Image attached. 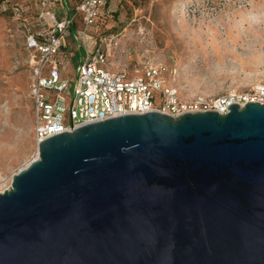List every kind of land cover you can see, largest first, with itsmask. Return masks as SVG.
Returning <instances> with one entry per match:
<instances>
[{"label":"water","instance_id":"95a60500","mask_svg":"<svg viewBox=\"0 0 264 264\" xmlns=\"http://www.w3.org/2000/svg\"><path fill=\"white\" fill-rule=\"evenodd\" d=\"M55 134L0 192V264H264V104Z\"/></svg>","mask_w":264,"mask_h":264},{"label":"rangeland","instance_id":"374dc122","mask_svg":"<svg viewBox=\"0 0 264 264\" xmlns=\"http://www.w3.org/2000/svg\"><path fill=\"white\" fill-rule=\"evenodd\" d=\"M78 1L67 0V11L54 2L52 11L70 17ZM104 1L92 26L78 16L66 30V77L82 48L105 52L113 70L162 65L182 98L264 83V0ZM39 12V0H0V189L37 153L26 39L40 32Z\"/></svg>","mask_w":264,"mask_h":264},{"label":"built area","instance_id":"2783aa9c","mask_svg":"<svg viewBox=\"0 0 264 264\" xmlns=\"http://www.w3.org/2000/svg\"><path fill=\"white\" fill-rule=\"evenodd\" d=\"M59 2L67 11V0H39L37 25L40 32L26 39L29 51V96L33 100V137L36 145L55 134L70 132L85 124L126 114L158 112L171 117L184 113L229 112L228 107L249 102L264 104V83L244 91H231L208 98H182L166 80V69L159 64L113 70L106 53L84 50L73 73H63L66 30L80 16L85 27L92 26L104 0H79L70 17L52 11ZM16 11L19 7L15 8ZM49 26L51 29L46 30Z\"/></svg>","mask_w":264,"mask_h":264},{"label":"trees","instance_id":"16d2710c","mask_svg":"<svg viewBox=\"0 0 264 264\" xmlns=\"http://www.w3.org/2000/svg\"><path fill=\"white\" fill-rule=\"evenodd\" d=\"M73 30V29H72ZM84 53V50L81 48L80 50H79V52H78V54H77V56L76 57H78L79 59H80V57H81V55ZM74 59H76V58H74ZM78 60V59H77Z\"/></svg>","mask_w":264,"mask_h":264},{"label":"bare ground","instance_id":"6f19581e","mask_svg":"<svg viewBox=\"0 0 264 264\" xmlns=\"http://www.w3.org/2000/svg\"><path fill=\"white\" fill-rule=\"evenodd\" d=\"M36 151H37V150H36ZM35 157H37V153L35 154L34 158H35ZM27 164H28V163H27ZM27 164H26V165H27ZM26 165H25V166H26ZM8 187H9V185H6L3 189H0V192H2L3 190L7 189Z\"/></svg>","mask_w":264,"mask_h":264}]
</instances>
